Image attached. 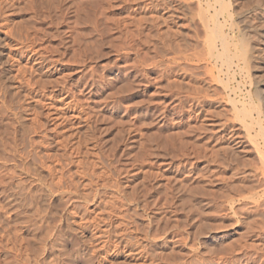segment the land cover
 Returning <instances> with one entry per match:
<instances>
[{
  "label": "rangeland",
  "instance_id": "374dc122",
  "mask_svg": "<svg viewBox=\"0 0 264 264\" xmlns=\"http://www.w3.org/2000/svg\"><path fill=\"white\" fill-rule=\"evenodd\" d=\"M146 1L0 0V140L10 144L0 141V176L24 185L27 206L47 212L46 229L63 228L68 250L82 241L86 253L66 264H264V171L233 210L221 202L227 174L196 154L215 144L174 93L183 73L167 66V40L180 35L182 49L198 39L197 17L194 31L186 19L198 1L155 0L167 19L157 28ZM232 146L251 172L253 147Z\"/></svg>",
  "mask_w": 264,
  "mask_h": 264
},
{
  "label": "bare ground",
  "instance_id": "6f19581e",
  "mask_svg": "<svg viewBox=\"0 0 264 264\" xmlns=\"http://www.w3.org/2000/svg\"><path fill=\"white\" fill-rule=\"evenodd\" d=\"M148 1L149 4L147 5L142 6L141 3L138 4L141 5L142 10L144 11L147 10L152 13V14L150 13V16L147 15V18L148 17L149 18L148 20L146 19V21H149L150 24L154 25L153 27L157 28L156 25H160L163 22L164 17L162 18L160 16L159 14L160 11L157 9V5H155V0H147L146 2ZM184 1H186L185 5H187V2L189 0L188 1L183 0V2ZM197 1H198V3L196 4L197 7L195 8H197L198 14H196L195 10L193 9V6L192 7L190 6L191 2L190 3L188 2L187 5L188 6L187 9L189 10L188 15L190 14L189 17L186 18V16L184 15L185 13H182L183 11H181L180 13H182L185 16V18L188 20L190 26L193 27L192 29L193 31H194V27L197 26L196 24L197 22H195L197 17L199 26L196 27V29L198 32L199 31L198 29L200 27L199 33L202 36H200V34L198 33L197 36L198 39L195 41V43L197 41L198 42L200 41L199 38H201V41L199 42V44L197 42V44L195 45V43L193 44L190 42L192 41L190 39V41L189 42L187 41L188 43L187 42L186 43L187 44L190 43L193 45L189 44L188 46L184 44L185 46L184 47L182 46V49H179L180 47L178 46L179 45L178 42L180 41H177L175 39L180 35L177 34L178 36L176 35V37H174L176 33L172 35L175 39L172 37L173 40L171 41L167 40V42L169 43H165L166 45L168 44L167 48L170 50V54H171V57L169 56L170 57L168 62L169 65L167 66L170 68L172 73H176V72L183 73L180 74L181 75L180 84H178L180 81L179 82L173 81L174 82L173 89L175 90L174 93L175 94L176 92L180 93L178 94V96L179 95L181 96V92L182 94H184V98L187 100L186 102L190 103L191 105L189 110V117H191L193 114H197L195 115V117L202 124L204 135L208 134L207 136H209V138L212 139V142H214L213 144H215V151L214 152L211 151L212 154H209L208 152L209 148L207 149L208 150L207 151L206 149H204L203 146H201L202 143L200 144L201 150L197 149L196 154H198L199 152L201 154V157H203L202 159L206 158V160L212 162L214 166L226 172L227 174V175L225 174L226 177L222 179L223 182H225L227 195L223 193L224 194L223 196L225 198L223 197L222 199L223 201L221 202L224 203L225 205L226 204L229 205V207H231V210H233L235 203L240 200L238 197H244L243 195L245 194V192L251 194L252 191L249 186V181H251L253 177L257 178V176H260L261 173H259L260 172L259 169L264 171V0L263 1L262 0H257V1L256 0H197ZM169 4L165 3L164 5L165 9L167 10L168 8L172 9L171 7L172 4L171 6ZM174 9H172L173 10L172 12L175 11ZM192 9L194 11H192ZM184 10H185L184 12H186V9ZM177 11L179 10H176L175 12ZM194 12L197 16L192 15L194 14ZM175 15H172L171 17L168 16V18L170 17L168 21L172 19L171 21L172 22L174 21L177 24L175 20L179 19L181 16L177 18L178 16ZM160 18H162V21H160L161 20ZM144 20L145 19L143 18V21ZM166 20L167 19H165L164 21ZM141 21H140V25H142ZM146 21L144 22L147 25L148 22ZM159 21L161 22L160 24L158 23ZM150 26L152 27V25ZM158 28L161 27L159 26ZM157 32L155 35L156 37L155 39L160 38L159 35L162 34V33L160 34L161 31H159L158 32L159 35L157 38V34H158ZM191 34L192 32L190 33V35ZM168 36L166 37L168 38ZM163 37H165V35ZM197 37H195V39ZM162 40L163 38L161 39L160 42L161 44L157 42L161 46H162V42L164 41ZM157 43L155 42L154 46H157ZM157 47L160 48V51L162 49L167 50V48H164L163 46L162 48L160 46ZM159 48H154V51H156L155 49L159 50ZM169 98H171V96ZM218 108H221V110L220 109L218 110ZM240 134H243L241 137L244 136L241 139L239 138ZM2 138L3 137H1V139ZM0 141L3 142V139ZM12 141H14V139ZM244 141H246L247 144L250 143V146L253 147L255 151V156L253 154L254 151L251 152L253 156L256 157L255 158L256 160L254 162L256 161L259 162L260 166L262 167L261 168L257 163L255 164L254 162L253 163L256 166L253 165L252 163L253 160L251 161V159L249 158L250 161L248 160L249 161L248 165L251 166L249 168L251 169L250 170L251 172H248L247 174L242 170L243 167L246 170L245 168L246 167L245 165H247L245 164L246 162L245 163L240 162L243 166L241 167V164L239 163L240 158L238 159L239 155L238 154H237L238 156L235 155V151L233 152L231 148L233 147L232 146L233 143L235 146L238 144L243 145ZM6 144L9 143H7L5 139L4 142L2 143L3 148H5ZM204 145L206 147L208 146L206 144ZM1 150L3 149L1 148ZM202 150H204L205 152L207 151V154L203 151V153L205 154L202 155ZM4 151L6 152L5 149ZM1 176H0V187L2 188V192H0V212L5 211L3 213L8 214L7 215L8 218L6 220L5 217L7 216L5 215V217L3 218L5 220H3L2 216L4 214L0 213V255L4 256L5 261H9L6 264H66L71 259H74V257H76L77 254L81 253L84 255L86 253L85 249L83 248V243L81 244L82 241L80 239H79L80 241H76L74 243V249L72 251L68 250L69 240L67 238V233L63 230V228L54 225L51 229H46V227L43 226L44 223H42L41 220L43 221L44 219L45 220L47 219L46 217H44L48 215L47 212L46 215H43V212L41 210H38L40 207L36 206L35 209V205L33 206V203L32 204L30 203L31 205L29 204L27 206V200L29 198L28 196H26L28 195L27 193H25L24 195V190H25L24 185H22L19 182L16 185L12 183H11L12 185H6L8 183L5 178L6 175L5 176L3 175L7 182L6 184H4V179L2 178L3 176L2 177ZM261 176L263 177L264 175ZM256 181L254 183H256ZM257 183H259V181ZM20 192H22V194ZM32 194L34 193L32 192ZM33 200H36L35 196ZM36 203L39 204V202ZM257 206L259 207L261 205H257ZM257 206L256 207L252 206V207H254L253 209L256 208V210H258ZM236 207L238 206L236 205ZM52 210L53 209L51 206L49 213H52L53 212ZM41 212H42V217L44 219L40 216ZM262 217L264 216L262 215ZM34 218L35 219L37 218L36 220H39L42 225H38L40 222L38 221V223H36L35 222L36 220L35 221L33 220ZM30 219H32L33 221H31ZM254 220L256 223L257 219ZM260 221H262L261 218ZM262 226L261 228L264 229V226L263 227ZM262 230H260V232H262ZM262 235L264 237V233H262ZM206 264H213V263L207 262Z\"/></svg>",
  "mask_w": 264,
  "mask_h": 264
}]
</instances>
